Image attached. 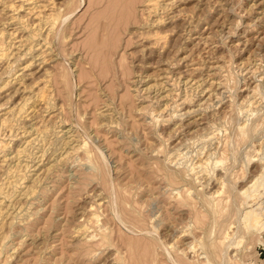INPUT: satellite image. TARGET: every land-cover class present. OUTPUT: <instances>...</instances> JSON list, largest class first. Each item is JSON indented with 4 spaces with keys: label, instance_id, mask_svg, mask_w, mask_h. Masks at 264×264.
<instances>
[{
    "label": "rangeland",
    "instance_id": "rangeland-1",
    "mask_svg": "<svg viewBox=\"0 0 264 264\" xmlns=\"http://www.w3.org/2000/svg\"><path fill=\"white\" fill-rule=\"evenodd\" d=\"M57 1L62 9L55 32L49 38L55 60L47 64L53 69V98L63 106L61 120L72 127L76 138L86 140L91 159L84 150H78L66 159L53 161L61 150L56 148L58 145L55 142H52L53 145L50 143L49 136L45 138L46 141L40 139L42 142L38 141L37 146L32 145V149L29 147L28 164L33 162L35 151L46 149L41 168L49 167L38 172L34 183L36 188L33 189L35 193L30 194L21 212L6 228L7 236L0 245V264H120V260L124 261L123 264H227L228 260V264H246L248 260L262 264L264 254L256 252V236L245 234L236 222L238 213L246 204L235 197L230 202L231 210L218 217L217 213L211 214L213 209L209 206L207 195L216 188V173H235V177L231 173L228 176L233 183H229V191L234 188L233 194L236 188L238 191L245 185L258 168L259 162L254 161L257 157L250 156L256 153L260 141L264 139V122L261 129L248 140L239 141L236 129L241 117V114L238 115L239 103L249 86L256 85L254 106H258V112L253 118L264 115V15L261 13L264 0H182L180 6L173 10L182 7L180 11L184 18L170 21L164 26L166 29L175 27L176 30L169 39L172 49L164 53V58L175 55V47L187 46L188 49L192 45L185 39L192 29L198 36L209 38L205 42L203 39L196 51L198 61L203 62L205 67L199 77H208L206 66H210L217 57L224 61L221 75L227 77L222 80L225 85L220 90L215 87L218 96L211 97L203 105L201 116L204 122L214 120L216 126L224 129L223 133L232 135L227 146L230 159L223 164L224 170L220 166L218 170L213 165L214 158H211L210 168L215 169L210 170L211 177L206 178L208 180L204 185L203 181L195 184L191 175V179L187 177L185 170L196 160L195 150L203 144L194 140L204 130H197L193 136L183 128L177 138H169L167 135L172 120L170 123L165 121L166 124L162 126L161 123L154 124L150 114L138 110L141 101L137 99L135 89H142L146 82L154 83L153 80H140L138 73L151 74L152 68L145 65L144 69L139 65L138 57L131 53L135 43L129 32L141 25L140 7L143 0ZM252 3L255 6L250 10ZM137 19L140 23L136 22ZM187 20H192V24ZM209 47L213 50H207ZM145 60L149 59L142 61ZM149 61L153 63L155 59ZM168 70L177 81L174 85V95L177 96L174 99L181 103L185 95L192 92L184 78L178 81L180 70L177 67H168ZM192 94L195 101L200 97L197 90ZM108 106L113 124L103 125L99 112ZM172 106V110L175 109L176 103ZM178 107L182 109L186 106ZM213 112H219L220 117L216 116L217 113L213 116ZM175 116L173 121L179 120L177 113ZM185 120L183 118L181 122ZM6 133L5 137L8 136ZM178 139L183 140L179 146L176 144ZM196 142L198 146H195ZM211 144L208 143L209 147L207 143L204 144L203 151H214L218 143ZM176 150L182 153L187 150L190 152L188 156L192 152V157L186 155L187 158L183 159L186 162V166L184 163L182 165L183 177L180 174V178L173 183L169 172L177 166L170 164L166 155ZM4 168L0 161V178H5ZM188 189L195 192L194 201L187 199ZM262 198L258 199L263 201ZM235 203H240L239 207ZM94 212L100 216L98 222L94 219ZM214 222L215 230L212 229ZM230 222L231 225L236 222L238 230H234L233 225L232 231L236 232H231L232 236L226 240L223 249L226 251L227 246L239 238L238 235L246 240L239 248L232 244L222 260L211 254L212 244L218 238V229L223 227V223ZM84 227L101 239L90 242L82 240L77 231ZM105 234L108 237L106 240ZM188 241H193L196 253L192 254L186 244ZM171 242L174 243L173 247Z\"/></svg>",
    "mask_w": 264,
    "mask_h": 264
},
{
    "label": "bare ground",
    "instance_id": "bare-ground-1",
    "mask_svg": "<svg viewBox=\"0 0 264 264\" xmlns=\"http://www.w3.org/2000/svg\"><path fill=\"white\" fill-rule=\"evenodd\" d=\"M181 1L182 0H143V3L140 7L141 25L134 30H130L129 32L135 43L134 49L131 50V53H133L135 57H138V59L140 60V66L144 68V66L146 65L147 68H152V73L148 75H143L139 72L138 77L140 78V80L143 79L142 82L153 80L154 83L149 84L146 82L145 87H143L142 89L136 88L135 91L137 99L141 101V108L138 110L150 114L151 120L154 122V124L161 123L162 126L164 123L166 124L165 121H169L170 123V121L172 120L169 125V132L167 135L169 136V138L176 137L183 128H186L187 131L190 132V134H193L199 129L204 130V132H200L199 135L196 136L197 138L194 140V142L199 141V143L203 144L195 150L194 154L196 155V157H194L196 158V160L195 162H190L191 164L188 165L185 169L188 173H185L188 178L191 179V177H189V175H191L193 178L191 180H194V183L203 181L204 185L208 180L206 178H208L211 174L210 170L216 166L217 168L220 166L219 168L222 169V167L224 166L223 164L228 163L230 159V154L227 148L229 147L228 142L231 140L230 137L232 135L230 136L227 132L223 133L222 130L224 131V129H221L218 125L216 126L214 120L204 122V119L201 116L203 105L207 103L209 99H212L211 97L218 96V92L215 91V87L217 86V89H219L221 86L225 85L222 80L227 77H225V75H221L222 69L224 67V61L218 57L216 59L214 58V62L211 61L212 64L210 66H206L209 71V73L207 74L208 77L206 79H202L199 77L200 73L205 67L202 64L203 62L201 63L200 60L198 61L196 51L198 45L202 43L201 41L203 39H205L204 42L206 40L208 41L209 38L206 39V37H202L201 35V37L198 36L197 33L192 31V29L189 30L190 33H188L185 38L192 45L189 46L188 49L187 46L175 47V55L164 58V53L169 52L167 50H169L172 46L169 39L176 33L175 27L166 29L164 26H166V24L170 21L173 22L174 20L184 18L182 15V11H180V8L182 7L178 8L177 11L173 10L174 8L180 6ZM254 6L255 5L253 4L249 9L252 10V7ZM61 9V3L57 0H0V17L2 18V22L0 24V99L3 100L2 102H0V161L2 167H5L4 169H6V175H3L5 176V178H0V245H2V241H4L7 236L6 228L13 223L16 215L21 212V207L26 200H29L28 197L30 196V194L35 193V191L33 192V189L35 190L36 188V186L34 188V185H36L34 183H36L37 181V177L39 175L38 172L40 170L42 172L44 169L46 170L49 167L48 166L46 168H41L43 165V156L45 157L44 151L46 149L42 151L43 149L41 150L40 147L39 149L41 151L34 152L33 162L31 161L33 164L29 165L31 163L30 162L28 164L30 159H27V157H29L27 153L29 147H31L32 149V145L36 144L37 146V142L40 141V139H44L46 141L45 138L49 136L51 139L50 143L55 142V145H58L56 148L59 151L61 150L59 154L57 153L58 155L54 156L55 158L52 157L53 161L58 162L60 160L66 159L78 150H84L87 154L88 159H91V151L88 149L86 140L76 138V135L73 134L74 131L72 127H70L67 122L61 120L62 115L60 116V114L62 113L61 111L63 106L57 103L53 98V69L47 66V64L55 59H53V45L50 44L49 38L50 34L56 28ZM261 11L262 15H264V10ZM194 19L192 18V20ZM137 20L136 22H139V20ZM192 20H187V22L189 21L188 23L192 24ZM249 27L251 30H253L252 25H249ZM203 47L206 46H202L201 48ZM209 49L213 50V48L210 47L207 50ZM146 58L149 60L154 58L155 62L152 63L149 60H145V62H143L142 60ZM247 61H249V58L247 59ZM242 64L244 65L245 62H243ZM168 67H177L180 70L178 72L180 74L178 77V81H180L179 78H184L185 81L184 79L183 81L186 82L189 87L188 89H190L192 93L193 91L196 92V90L197 92H200V97L198 99L196 98V101L194 100L195 98H193L192 93H187L186 95L184 94V99H182V101L180 100L181 103H177L176 98L174 99V96H177L174 95V85L176 78L171 75ZM181 68H184L185 70L181 71ZM122 74H125V72H123ZM172 76L175 79L172 78ZM153 93L154 95H152ZM245 93L246 94L244 96L242 95L243 99L241 100V103H239V114L237 113L238 115L241 114L240 121H238L236 129L238 140H248L256 131L261 129L264 122V115L262 116L260 114L256 118H253V116L258 112V106H254L256 102L254 100L256 85L249 86L245 90ZM173 103H176V106H174L175 109L172 110ZM185 104H187L188 106ZM181 105H184L186 107L181 109L178 107H181ZM171 110L173 111V114H171ZM110 111L111 109L108 106L107 108L99 112L100 116L103 118V125L110 123L113 124V120L111 117L112 114ZM176 113L178 115V118L180 117L181 119L179 118V120L176 119V121H173V118L176 117ZM215 113L213 112L212 115L214 116ZM218 113L216 116H219ZM164 116H166V118H164ZM183 118H186V122L184 123L181 122ZM219 125L223 126L224 124L220 123ZM6 132H8L7 137H5L7 135ZM181 140H177L176 144H178V146ZM221 141L223 142V144L221 143ZM41 142L42 141H40V143ZM206 143L207 146L208 143L218 144L216 145V147H214V151H209L207 153L203 151L204 144ZM220 143L222 144L221 146ZM176 144H174V146ZM197 144L198 143L196 142L195 146L199 145ZM218 145L220 146V148H218ZM205 149L207 150L206 146ZM30 152L31 153L29 154L32 155V151ZM189 153L190 152L187 150L184 153L176 150L175 153H168L166 155L168 162L170 164H173V166H177L175 167L176 169L172 168L169 172L172 177L171 179H174L173 183L177 181H175L176 178L183 177L182 175L184 170H182V165L183 163L184 165L186 163L183 161V159L187 158L186 155L188 156ZM212 155L214 156L211 157ZM189 156L192 157V152ZM254 157H257L256 159H254V161L259 162L258 168L257 171H254V173L249 177L245 185H243L238 191L236 188V193L234 192L232 194L234 188L230 190L231 192L229 191V183L232 182L231 180H229L228 176L230 175V173L232 175L235 174L234 172L232 173L230 171L233 169L229 170V175H224L223 173H214V185L216 188L213 190L210 189L211 191L208 192L209 195H207V199H209L211 204L209 206H212L213 209V212L211 214L217 213L218 217L227 213L228 209L231 210L229 207L230 202L231 200L233 201L235 197L238 198L240 202L242 201L243 204H246L240 211V214L238 213L239 217H236L237 221L236 218L235 221L238 222L237 224L241 226L245 234L256 236V252L257 254H259V252L262 251L264 254V200L261 201L258 199L259 197L260 199L262 197V199H264V139L260 141L256 153L250 156V158ZM211 158H214L215 160V164L213 163V168H210V161H212L210 160ZM189 160L190 158L187 161ZM31 166H33L32 169ZM233 177H235V175ZM40 179H38V181ZM200 185L201 187H203L202 184ZM230 186L233 187L232 185ZM177 190L178 189H176V192L178 193ZM192 191L191 189L187 190V199H192V201H194L195 196H193V194L195 192L192 193ZM223 192H225L226 194H224ZM239 204L236 205L235 203L234 205L237 207ZM200 208H202V206ZM93 215L94 219L96 218V221L98 222L100 220V216L96 213ZM229 216H231V214ZM229 218L227 219L228 221ZM215 220L216 219H214V221ZM235 223L233 225H235ZM215 224L216 223L214 222V225H212V229H214ZM231 224L232 222L223 223V227H220L218 229V238L216 239L214 244H212L211 254H215V257L219 259L224 256V254L229 250V247H231L232 244L235 245V248H237L242 244L244 240H246V238L244 239L243 237H240V235H238L239 238H236L237 240L234 243L229 244L227 246L228 248L226 247V251L223 249V246L226 245V240L230 236H232L231 232L234 233L238 230H236V224L234 229L236 231H232L233 225ZM214 230L211 231L213 232ZM186 231L185 233H187ZM77 232L82 240H86L88 242L95 239H101V237H97L98 234L89 233L86 227L78 230ZM104 238L105 240L108 238L106 234L104 235ZM213 239H215V237ZM230 240L232 241L231 238ZM193 241H188L186 243L189 245V249L192 254L197 252ZM173 245L174 243L171 244V247H173ZM213 259L215 261L217 260L214 257ZM120 261L123 264L124 261ZM211 262L212 261H210V263ZM263 262L264 259L262 261V264ZM236 264H238V262ZM246 264H255V262H253L252 260H248V263Z\"/></svg>",
    "mask_w": 264,
    "mask_h": 264
},
{
    "label": "water",
    "instance_id": "water-1",
    "mask_svg": "<svg viewBox=\"0 0 264 264\" xmlns=\"http://www.w3.org/2000/svg\"><path fill=\"white\" fill-rule=\"evenodd\" d=\"M261 252V254L263 255V252L262 251H260Z\"/></svg>",
    "mask_w": 264,
    "mask_h": 264
}]
</instances>
